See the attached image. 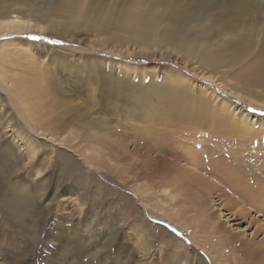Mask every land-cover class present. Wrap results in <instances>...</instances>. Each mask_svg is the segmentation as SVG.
<instances>
[{"label":"bare ground","instance_id":"obj_1","mask_svg":"<svg viewBox=\"0 0 264 264\" xmlns=\"http://www.w3.org/2000/svg\"><path fill=\"white\" fill-rule=\"evenodd\" d=\"M198 1L109 0L108 4L102 6L100 3H95V0H59L55 3L49 2L50 5L45 11H38L28 3V0H0V33L19 34L29 30L39 32L48 30L70 39L72 35L77 36L74 30L84 26L96 37V39H86L92 49H97L95 51L124 56L141 53L155 56L157 53L160 58L165 57L168 60L170 58L174 63L195 64L194 71L200 70L202 76L212 80L213 77L206 76L202 70L207 69L216 73L217 68L238 49L239 37L225 38L222 44L217 46L218 49L197 46L193 39H204L208 30L213 27L233 29L239 24V14L211 15L212 13L207 11L205 13L202 6L194 10L193 6ZM233 1L236 3L235 0L228 2L233 3ZM191 18L207 19L205 27L198 29L192 36L186 31V25ZM19 36L0 41V86L7 93L19 116L24 119L26 128L31 132V129L35 130L38 138L44 136L43 144H56L57 150L61 147L59 143H62V139L66 137L61 136V139L62 132H58V129L67 128L69 119L62 118L58 111H55L64 102L63 94L71 92L68 87L71 82L65 86L60 85L58 68H63L74 74L73 77L71 76L75 78L74 81L83 78L84 86L89 90L92 98L95 96L94 92L97 91L99 95L102 93L109 108H120L126 120L140 123L135 122L132 131L139 134L137 142L132 149H128L122 138L130 135V132L126 128L124 131L118 130L121 123L116 121V118L103 116L97 123L81 120L83 123L79 125V129H82V133L78 145L81 146V155L86 156L85 158H89L90 153L102 151L117 163L121 160L133 161L130 166L119 168L117 165L112 170L119 174L124 170L127 177L128 172L134 179L142 181L139 190L158 189L161 194L171 198L174 194L169 191V186L178 184L181 185L188 199L197 194L202 197L199 199L203 205H206L207 201L208 204L213 202L224 210L232 207L228 205L231 201L230 194L226 193L222 186L251 204L258 200L255 201V195L253 197L248 190L250 182L245 173L248 171L247 173L254 178L259 175L264 177L263 118L251 114L240 104H234L224 97L220 98L221 105L214 104L212 100L214 92L207 93L208 88L202 87L200 94L196 96L189 78L182 73L167 69L159 82L154 74L155 71L152 73L151 70V73H147V82H144L145 72L136 73L135 67L130 68L121 61H114L108 57H88L89 60L87 59L79 67L64 54L57 55L54 53L55 50L41 52L37 45L20 39ZM112 43L120 46L115 47ZM246 44L243 42V47ZM122 45L125 46L124 50L120 48ZM92 78L98 80L99 89L91 82ZM238 78L242 85H247L245 82H248L264 87V58L248 65ZM212 81L215 82L214 79ZM101 84L107 93L102 88L100 92ZM203 89L205 90L202 91ZM226 90L241 99L244 98L235 90L230 88ZM0 110L3 112L2 116L0 115V140L8 142V144L0 142V151L10 156L12 164L9 174L2 175L3 179H9L6 181L0 179V234L3 233L1 229L6 218L7 221L17 224L19 227L17 229L24 227L31 229V237L35 240L36 228L31 227L30 224L29 227L26 221L22 225V217L26 213L35 212L32 205L34 198H42L39 185L46 179V174L55 163L47 156V152L43 151L42 143L40 148L28 130L16 129L15 124L5 113L7 110L5 112L2 108ZM71 111L65 107L63 112ZM129 125L134 126V122ZM56 156L67 170H73L77 164L70 154L65 152H59ZM93 161L94 159L92 160L94 164ZM189 164L199 172L186 169L184 165ZM100 165L105 166L104 163ZM254 173L257 176L253 175ZM11 178L15 181L11 182L13 181ZM71 179L84 183L78 178ZM258 183L256 178L254 185ZM57 191L56 186L51 196H56ZM214 193L218 197L213 196ZM74 197L76 196H69V200L68 197L59 199L57 204L61 209H67L68 202ZM124 200L126 201V198ZM128 202L127 200L126 203ZM5 213L7 216L4 217ZM40 220L45 223L44 219ZM36 221L37 219L33 220V223ZM91 221L97 222L96 219ZM97 223L103 224L102 228L106 226L103 231L105 234L118 231L115 229L116 222L111 218ZM53 227L54 224L45 235V243L55 241L62 234L60 241L73 244L81 264H112V262L113 264H148L149 262H146V259L149 258L152 246L145 243H141V247L137 246L136 250L133 249L135 252L133 256H129L127 262L119 260L120 256L103 252L104 243L93 240L91 226L84 227V235L72 231L68 233L67 228L62 229L63 233L56 235ZM242 239L245 246L242 250L246 261L238 259V262L264 264V244L253 240L245 233ZM25 247H17L15 240L5 232L0 239V264H27L25 257L28 255V250ZM209 247L212 248V245L210 244ZM174 263L175 259L171 264ZM53 264L57 263L53 262Z\"/></svg>","mask_w":264,"mask_h":264},{"label":"rangeland","instance_id":"obj_2","mask_svg":"<svg viewBox=\"0 0 264 264\" xmlns=\"http://www.w3.org/2000/svg\"><path fill=\"white\" fill-rule=\"evenodd\" d=\"M228 1L199 0L193 6L194 10L202 6L205 13L207 11V13H212L211 15L215 13L239 14V24L233 29H225V27L217 29L213 27L208 30V34L204 39H193V42L197 46L218 49L219 47L217 46L222 44L225 38H229V36L234 38L239 37L240 45L238 49L226 59L225 63H222L217 68L216 73L207 69L202 70L206 76H212L215 82L212 81L213 79L210 80L202 76L199 69L198 72L194 71L195 64L174 63L170 58V61L164 56H162L164 58H160L157 53L155 56H147L144 53L139 54L142 56L137 54H125L126 56H124L95 51L97 49H92L87 40H89L88 38L96 39V37L90 31H87L84 26L74 30L73 32L77 36L72 35L70 39L60 36V34H53V32L48 30L41 32L29 30L19 34L9 32L7 34L5 32L0 33V41L12 39L13 37L16 38V36L20 35V39L30 41L31 44L34 43L33 45H37L36 47L41 52L55 50V54H64L70 61L76 63V65L78 64L79 67L87 59L89 60L88 57L112 58L114 61H121L127 64L130 68L135 67L136 73L141 74L145 72V76H143L144 82H147V73H151V70L152 73L155 71L154 74L160 82L165 70L169 69L175 73H182L185 77L189 78V82L192 83L191 87H193L194 92L197 94L196 96L200 94L202 87L208 88L207 93L214 92L212 96L214 104L221 105L220 98L224 97L234 104H240L251 114L264 119V105H262L264 104V87L256 83L248 82H245L247 85H242V82L238 78L242 70L247 68L248 65L264 58V0H235L236 3L234 1L233 3H229ZM49 2L55 3L59 2V0H28V3L38 11H45L50 5ZM244 2L246 5H244ZM95 3H100L104 6V4L109 3V0H95ZM206 23V18H191L186 25V31L192 36L198 29L204 28ZM32 37L39 38L32 39ZM52 41H57V43H52ZM243 42L247 43L244 47ZM112 45L115 47L120 46L113 43ZM120 48L124 50L125 46L122 45ZM136 51L139 52V50ZM58 75L61 78L60 85L65 86L71 82L68 85L71 92L63 94L64 102L55 110L56 112L58 111L57 113L62 118L69 119L67 128L65 127L62 130L58 129V132H62L60 138L62 139L63 136H66L63 139L67 140L62 139L63 142L61 141L62 143H59L61 147L57 150L56 148L58 146L56 144H43L45 141L44 136L38 138L35 130L31 129V132L30 129L26 128L24 119L21 115L19 116V112H17L16 108H14L15 106H12L9 101L7 93L0 86V109H4V112L7 110L5 113L7 117L9 116L12 123L15 124L16 129L28 130L40 148L42 143L43 151H46L47 156L55 163L54 167H49L50 169L46 174V179L39 185L38 189L42 193V198H34V204L32 205L35 208V212L26 213L22 217V225L27 222L28 225H32L31 227L36 228L37 237L35 240L34 237H31V229L28 227L17 229L19 228L17 224L9 220L7 221L6 218H4V221L2 220L4 226L1 229L3 233L0 234V239L3 238L6 232L15 240L17 247L22 246L24 248L26 245L25 248L28 250V257H25L27 264H53V262L57 264H81L79 261L80 257L75 252V249H73V244L69 245L68 243L60 241V237L62 235L61 233H63L62 229L66 228L68 229V233L72 231L79 235H84V229L87 226L89 228L91 226L93 240L104 243L103 252L120 256L119 260H125L127 262L129 256H133L134 250L145 243L146 245L152 246L150 255L148 256L149 258L146 259V262L149 261L148 264H171L173 259H175L174 264H240L238 259L246 261L242 250L245 248L242 239L244 233L249 234V237L253 240L261 241L264 244L263 175L257 176L255 173L253 174L257 176L256 178L259 181L257 185H254L256 178L251 177L247 173L248 171L245 173L248 182H250L248 183V190L253 197L255 195V201L258 199L256 202H253L254 204L249 203L236 193L230 191V189H225L222 186L224 191L230 194L231 197L230 204L228 205L232 208L227 210L221 209V207H218L219 205H215L213 202L208 204L207 201L206 205H203L200 201L202 197L200 198L197 194H194L191 199H188L181 185L178 184L169 186V191L174 194L172 198L161 194L158 189L154 191H150L147 188L139 190L142 181L134 179L128 172L127 177L124 170L121 174L112 170L117 165H119V168L121 166L123 168L130 166L133 161L121 160L117 163L116 161H112L102 151L92 154L90 153L92 152L91 150H89V158H85L86 156L81 155V146L78 145L82 133V129H79V125L83 123L81 120L97 123L103 116H108L110 119L116 118V121L118 120L121 123L118 130L124 131L126 128L130 132V135L122 138V142L128 149H132L134 143L137 142L136 139L139 137L138 133H132L135 122L137 123V121L126 120L120 108V110L117 108L118 111L113 107H111L112 109L109 108L105 102L107 100H105L102 93L99 95L96 91L93 93L95 95L94 98H92L89 95V90L84 86L83 78L74 81L73 79L75 78H72L74 74L63 68H58ZM90 80L99 89L98 80H95V78ZM218 82L221 84H218ZM74 85L76 86L74 87ZM101 88L107 93L102 84L100 86V92H102ZM226 88L235 90L241 96L247 98V100L228 93ZM64 91L66 90L64 89ZM248 99L253 101L250 102ZM65 107L72 111L70 113L63 112ZM2 114L3 112L0 110V115L2 116ZM70 114H72L73 118L69 116ZM5 117L4 115L3 118ZM133 122L134 126L129 125V123L132 124ZM0 142L5 144L7 140H0ZM87 146L89 147L90 145ZM59 152L70 154L71 158L75 160L77 164L73 170H67V167L59 161V158L56 156ZM260 152L263 153L262 151ZM93 159L94 164L92 163ZM100 163H104L105 166H101ZM11 166L10 156L6 152L0 151V179L2 175L7 176L9 174ZM184 166L190 171L199 172L190 164ZM72 175L84 183L75 182L71 179L73 178ZM11 179H13L11 182L15 181L14 178ZM1 180L6 181L3 178ZM56 186L58 190L57 194L56 196H51ZM69 196L76 197L71 198L68 202L67 209H61L57 204V200H62L65 197H68L69 200ZM213 196L218 197L215 193ZM213 196L211 195L210 198ZM125 198L126 201H129L128 203L124 200ZM3 216L5 217L7 214L5 213ZM108 218L116 222L115 229H118V231L108 232V234L103 232L106 226L102 228L103 224L98 225L97 222ZM36 219L37 221L33 223V220ZM40 219H44L45 223L43 224ZM92 219H96L97 222L91 221ZM53 224V232L56 235H61L55 241L46 244L45 235L48 234L49 228ZM210 244L212 248L209 247ZM219 253L221 254L219 255Z\"/></svg>","mask_w":264,"mask_h":264},{"label":"snow or ice","instance_id":"obj_3","mask_svg":"<svg viewBox=\"0 0 264 264\" xmlns=\"http://www.w3.org/2000/svg\"><path fill=\"white\" fill-rule=\"evenodd\" d=\"M39 37H32V39H38ZM52 43H57V41H52Z\"/></svg>","mask_w":264,"mask_h":264}]
</instances>
